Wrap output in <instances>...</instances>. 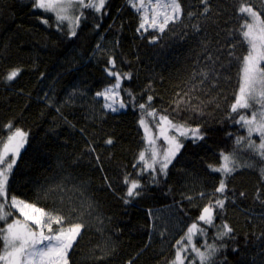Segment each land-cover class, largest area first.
<instances>
[{"label":"trees","instance_id":"obj_1","mask_svg":"<svg viewBox=\"0 0 264 264\" xmlns=\"http://www.w3.org/2000/svg\"><path fill=\"white\" fill-rule=\"evenodd\" d=\"M180 2L183 17L164 33L137 31L140 14L128 0H107L100 13L83 10L72 36L67 22L58 24L54 14L35 8L32 0H0V143L16 129L26 133L9 176V198L49 211L61 206L59 196L43 195L53 177H69V188L84 190L96 210L85 217L88 227L79 247L69 253V264H170L177 241L193 223L207 232L193 238L197 246L226 245L217 252L216 264H264V160L236 145L237 137L248 133L230 118L236 116L230 107L240 59L247 52L240 36V0H210L208 17L191 19L187 13H199L203 5ZM243 2L264 15V0ZM13 69L20 74L9 82L5 77ZM108 70L122 76L124 110H107L96 95L115 83ZM201 72L208 73L203 84ZM126 73L130 79L123 78ZM194 85L192 104L202 111H174L176 94L183 96ZM149 95L157 112L199 127L203 134L201 140H180L183 147L167 175L141 174L138 163L147 146L138 105L146 104ZM109 138L112 144L105 143ZM252 139L259 142L256 134ZM234 150L238 167L230 176L212 171L210 165L223 163L221 153ZM125 177L140 182V195L126 196ZM221 180L227 199L210 227L198 217L220 196L215 189ZM224 223L234 238L216 239Z\"/></svg>","mask_w":264,"mask_h":264},{"label":"snow or ice","instance_id":"obj_2","mask_svg":"<svg viewBox=\"0 0 264 264\" xmlns=\"http://www.w3.org/2000/svg\"><path fill=\"white\" fill-rule=\"evenodd\" d=\"M106 2L107 0H32L35 8L45 13L54 14L58 24L67 22L72 36L76 35L75 29L79 26L81 17L84 15L83 10L91 9L100 13L105 9ZM128 2L140 14L137 31H147L148 28H152L164 33L169 24H175L184 15L180 0H128ZM199 3L203 5L202 10L199 13L189 11L187 13L189 19L196 15L208 17L211 11L210 0H199ZM237 11L243 20L240 36L241 42L247 45V52L240 59L238 90L230 107V112L235 113L236 116L230 118L246 128L248 133L247 137H237L236 145H243L245 151H250L264 160V15L250 4L244 3L243 0H240ZM42 22L47 24L48 20L43 19ZM193 27L196 31H200L199 25ZM152 42L155 43V37ZM208 59L211 60L212 57L209 56ZM110 63L115 67L114 61H110ZM19 74V69H13L5 79L11 82ZM108 75L115 77V83L102 92H97L96 95L105 101L104 108L116 112L126 107V103L120 99L118 91L121 87L122 76L120 73L111 70H108ZM199 75L202 77L200 84L208 80L207 72H201ZM123 78L130 79L131 74L126 73ZM197 87L194 85L185 91L183 96L180 93L176 94L180 98L174 101L176 105L174 111H184L188 107H191L193 111H202L199 104H192V100L197 99L192 95ZM128 95L131 97V93ZM152 100L153 97L149 95L146 104L140 103L138 105L143 113L139 123L144 128V138L149 145L146 151L139 153L138 163L142 165L141 174L148 170L167 175L169 165L183 147V143L178 137L196 141L203 139V134L199 127L177 123L169 115L157 112L152 107ZM200 103H205V101L201 100ZM207 103H211V101L209 100ZM117 104L119 107H116ZM182 105L184 107H181ZM166 112L165 109L164 113ZM145 116L153 118L152 122L155 123L158 135L153 134L150 127L152 122L146 123ZM8 127L11 128V124ZM170 131L174 134L169 135ZM253 134L259 136L258 143L252 139ZM160 137H163L167 144V148L162 151L156 147V140ZM25 138L26 133L16 129L7 137L6 142L0 143V222H2L0 224V264H69V253L74 250V246L79 247V241L83 239L84 230L88 227L85 217L91 216L95 212V203L91 198L85 196L84 190L79 186L72 185L69 188V177H63L59 181L53 177L52 184L43 193L45 198L49 195L60 197L61 206L53 207L49 211L37 207L34 203L17 199L15 196L9 198V176L16 164L20 149L26 142ZM105 143L112 144L113 141L109 138ZM9 155H11V159H8ZM221 159L223 163L219 167L212 165L209 167L212 171L220 172L224 177H228L238 167L236 151L234 150L229 154L221 153ZM261 174L264 175V169H261ZM124 183L128 185L127 197L140 195V192L137 191L141 188L138 180H129L128 177H125ZM226 187L225 181L221 180L215 189V193H220V196L215 197L214 203L210 202L202 208L198 217L199 221L210 227L215 226L214 218L215 215L219 214L217 210L222 211L225 207L227 197L224 196V193ZM201 196H204V193H201ZM124 202L128 203L129 201L125 199ZM10 209H16L23 219L14 217ZM10 216L14 218L9 221ZM98 231L102 230L98 229ZM233 231L227 223H224L221 230L218 231L216 239L234 238L232 237ZM197 234L206 236L207 232L197 223H193L187 229L184 237L177 241L174 259L170 261V264H186V261L187 264H196L197 260L199 264H216L217 252L226 245L218 246L215 243L205 242L202 246H197L193 243V238ZM261 235L264 236V233ZM201 247L204 250H201ZM233 251H238V249L234 248ZM192 253L195 254L194 259H190Z\"/></svg>","mask_w":264,"mask_h":264},{"label":"rangeland","instance_id":"obj_3","mask_svg":"<svg viewBox=\"0 0 264 264\" xmlns=\"http://www.w3.org/2000/svg\"><path fill=\"white\" fill-rule=\"evenodd\" d=\"M150 29H152V28H150ZM154 30V29H153ZM111 87V86H110ZM108 88V87H107ZM119 91V90H118ZM100 98H102V97H100ZM102 100H103V98H102ZM103 102L105 103V101L103 100ZM116 107H119V104H117L116 105ZM125 109V108H124ZM124 109H120L119 111H121V110H124ZM107 110H110V109H107ZM111 111V110H110ZM117 112V111H116ZM146 120V123L147 122H152L153 121V118L152 117H148V119H145ZM150 127L152 128V132H153V134H156V135H158V130L156 129V127H155V123L154 122H152V123H150ZM142 128V127H141ZM142 131H143V135L145 136V131H144V128H142ZM172 134H174L173 132H169V135H172ZM178 139L179 140H184V139H186V138H184V137H178ZM25 141H26V138H25ZM24 145H25V143H24ZM24 145H23V147H24ZM22 147V148H23ZM148 147H149V145L147 144V146H146V149H148ZM156 147H157V149L158 150H163V149H165V148H167V144L165 143V141H164V139H163V137H160V138H158L157 140H156ZM22 148L20 149V152H21V150H22ZM144 151H146V150H144ZM19 152V153H20ZM146 155H147V152H146ZM12 157H11V155H9V157H8V159H11ZM142 166V165H141ZM10 211H12L13 212V214H14V217H19L20 219H23V217H20L19 216V212L16 210V209H10ZM13 216H10L8 219H9V221L10 220H12L13 218H14ZM202 222V221H201ZM202 223H204V222H202ZM205 225V224H204ZM34 227V226H33ZM198 235V234H197ZM197 235L196 236H194V238L195 237H197Z\"/></svg>","mask_w":264,"mask_h":264}]
</instances>
